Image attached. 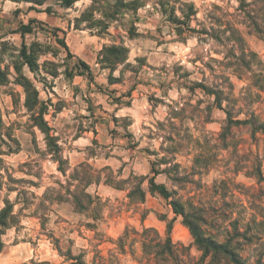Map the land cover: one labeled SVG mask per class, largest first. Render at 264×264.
<instances>
[{
    "label": "clouds",
    "instance_id": "obj_1",
    "mask_svg": "<svg viewBox=\"0 0 264 264\" xmlns=\"http://www.w3.org/2000/svg\"><path fill=\"white\" fill-rule=\"evenodd\" d=\"M116 3L0 0V210L16 209L2 264H264V119L249 122L264 114V0H139L138 17L113 18ZM30 17L26 58L8 30ZM146 18L126 51L121 35ZM173 203L196 233L187 247L168 243L167 219L125 229L122 210L155 217Z\"/></svg>",
    "mask_w": 264,
    "mask_h": 264
},
{
    "label": "rangeland",
    "instance_id": "obj_2",
    "mask_svg": "<svg viewBox=\"0 0 264 264\" xmlns=\"http://www.w3.org/2000/svg\"><path fill=\"white\" fill-rule=\"evenodd\" d=\"M134 1H136V0H131L130 3H124V0H117L116 5L111 6L112 7V13H111L112 17L115 18V16H118L121 13H124V12H132L133 14L137 15V17H138L139 16V8L142 7L143 5L139 3V0H137L138 2H134ZM12 2L13 3H20L21 1H12ZM191 5H193L194 10L196 11V15L198 16V10L196 9V5L194 3L191 4ZM214 7L219 9L220 5L217 3V4L214 5ZM21 11H22V9H16L15 11H12L10 13V15L14 19L12 21L5 20V21H3V23H12V22H14L16 18L20 17ZM29 11H32L31 7L29 8ZM49 11H51V10H49ZM30 20L37 21L36 18H34V17H30L28 19V21H30ZM39 23L43 24V23H45V21H40ZM149 23H150V18H146L145 23H143V24L140 23L139 19H137L136 26H134V28L130 30L128 35L127 36H124L123 34L121 35L120 39L123 40V43H124L126 51H130V49L128 48V41L131 38L132 34L135 33L136 35H139L140 29L147 27ZM27 24H28V22L24 23L23 20H20V25H27ZM56 25H49V28L56 29L55 28ZM19 27L15 31H12L11 29H9L8 31H9V34H12V35L19 34L20 39L22 41H25V43L22 45V51L25 49L26 50V54L28 55V47L29 46L27 44V37H28V35L31 34L32 31L30 33H27L24 36H22L20 34V32H19ZM105 27H107V25ZM0 30H3V24H0ZM65 37L66 38L64 39V41H65L66 45L68 46L69 51L73 52V54L77 55L79 57V59H81V61H83L87 65H89V67L91 69L92 68V64L89 62L87 55H85V53L83 51H76V50L72 49V37H71V35L68 34V33H65ZM32 48L36 49L37 48V44L34 43L32 45ZM253 53H255L256 55H259V53L255 52V51ZM21 54H22V52H21ZM172 54L179 58L184 53H183V51L181 49L178 48ZM213 58H215V56H213ZM146 61H147V58H145V62ZM206 66L211 68V65H206ZM16 70L19 71L18 68ZM57 75H59V74L58 73L53 74L54 78ZM7 79H8V77H7ZM233 86L235 87L236 85L234 84ZM35 89H36V91L38 93V99H39L40 96H41V89H39V88H35ZM126 95L131 96V95H133V92H128V93H126ZM39 101H40V99H39ZM24 102H25V99H24ZM47 103H51V100L47 101ZM12 105H13V103H12ZM15 105L16 104L13 105V109H11V110H14ZM129 106L131 107V105H129ZM44 108H45V112H44V114H45L46 111H47L46 105H44ZM256 114L263 116V119H264V114H261V113H256ZM1 119L3 120L2 117H1ZM94 135H96V133H94ZM15 142L17 143V145L20 144L19 140H16ZM16 154L18 155V153H16ZM0 163H3V162L0 161ZM178 166H179V164H178ZM57 171H58V168H57ZM9 179L10 180H15V182L18 183V184L26 183V184H29V185H31L33 187H40L41 186V182H40L39 179L26 180V179H23V178H19V179L13 178L11 176L9 177ZM147 199H148V197L145 196V201ZM12 211L14 212V211H16V209L13 208ZM157 211L159 212V215L155 216V217H150V216H145V215H139L138 214V215H136L135 219H132V214H133V210L132 209H128L126 211L122 210L121 211V216L122 217L123 216H128V224L125 226V229L128 226H131V225H136L138 227L141 224H143L145 227H148L150 220H153V221L159 223V222H161L162 219H167L169 221V223L165 224L163 226L164 231L167 233L168 232V228H169V232L171 233L172 242L175 245L177 243H182V244H184L185 247H187L188 245L185 243V236H191V235H190L188 229L182 224V220H178L177 219V217H179V216L174 215L172 210H171V208L169 210V213H165L163 211V209H157ZM111 238L112 239H118V237H111ZM108 249L110 251L114 250L112 245H108ZM2 262H3V257H0V264H2ZM24 264H32V261H30V260L29 261H25ZM43 264H48V262L45 261V262H43Z\"/></svg>",
    "mask_w": 264,
    "mask_h": 264
},
{
    "label": "trees",
    "instance_id": "obj_3",
    "mask_svg": "<svg viewBox=\"0 0 264 264\" xmlns=\"http://www.w3.org/2000/svg\"><path fill=\"white\" fill-rule=\"evenodd\" d=\"M12 1H21V0H12ZM23 2H25V3H34V2H39V0H23ZM134 2H138V1L136 0V1H134ZM188 8H189V18H190L192 15H196V11L194 10L193 5H191V4L188 5ZM116 11H117V10H116ZM34 23H37V21H35V20H30V21H28V24H27V25H20V27H19V32H20V34H21L22 36H24L25 34L30 33V32L32 31V29H31V25L34 24ZM55 31H61V30H59V29H54V32H55ZM193 31H194V30H193ZM194 34H195V31H194ZM201 34H202V33H201ZM241 39H243V37H241ZM59 42H60L65 48H67V49L69 50V48H68V46L66 45L64 39L61 40V41H59ZM117 47H118V46H117ZM125 50H126V49H125ZM252 54H253L254 56H256L255 53H252ZM21 55L24 56V57H26V58L28 57V55L26 54V50H25V49L22 51V54H21ZM26 62H27V59H26ZM79 63H80V65L83 66L82 69H81V73H83L84 70H88V71L91 70L90 67H89V65H87L85 62L81 61L80 59H79ZM30 70H32V66H31V65H30ZM7 81H8V79H7V75H5L4 73H0V84L6 83ZM17 83H18V81H17ZM12 103H13V105L16 104L15 100H13ZM37 103H40V101H39V99H38V93H37L36 89H34V96H26V97H25L24 106H25V108L28 109V111H32V109L35 107V105H36ZM44 112H45V108H44V105L42 104V105H41V115H40V117H39V120H40L41 125H42L44 128H47V127H48L47 122H45V121L43 120ZM228 119H229V121H230V123H231L232 125H237V126H238L239 124L244 123L243 121H236V120H234V119L231 117L230 114H228ZM261 119H263V116L258 115V114H256V113H253V115H252V117H251V121H249V122H253V123H254V126H255V124H260V120H261ZM0 123H2V119H1V117H0ZM260 129H264V124H260ZM260 129H258V130H260ZM49 131H51V130L49 129ZM177 167H179V166L177 165ZM58 171H59V168H58ZM170 208H171V210H172V212H173L174 215H176V216H180V215H182V213L180 212V209L177 208V207L175 206V203H173L172 206H171ZM12 209H13L12 204H11L9 201L5 200V208H4L3 210H0V227L7 228L8 225H9V222H10V218H11L12 221H15L16 217L12 215V213H13ZM182 224L188 229L190 235H191L193 238H196V233H195V231L192 229V227L190 226L189 222H188L187 220H182ZM126 229H127V228H126ZM168 232H169V228H168ZM168 232H167V233H168ZM168 243H169L172 247H175V244L172 242L171 238L168 240Z\"/></svg>",
    "mask_w": 264,
    "mask_h": 264
},
{
    "label": "crops",
    "instance_id": "obj_4",
    "mask_svg": "<svg viewBox=\"0 0 264 264\" xmlns=\"http://www.w3.org/2000/svg\"><path fill=\"white\" fill-rule=\"evenodd\" d=\"M34 18H35V17H34ZM55 28H56V29H59V30H61V31H64V29H62V28L59 26V24H57ZM80 60H81V59H80Z\"/></svg>",
    "mask_w": 264,
    "mask_h": 264
}]
</instances>
